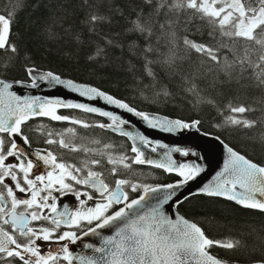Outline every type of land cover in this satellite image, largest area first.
Returning <instances> with one entry per match:
<instances>
[{"label":"snow or ice","instance_id":"1","mask_svg":"<svg viewBox=\"0 0 264 264\" xmlns=\"http://www.w3.org/2000/svg\"><path fill=\"white\" fill-rule=\"evenodd\" d=\"M143 4L151 11L145 15L141 9L131 22V31L145 38L158 31L167 37L170 45L163 59L145 57L147 75L155 79L156 73L151 66L160 64L168 74L180 77L184 90L196 103L213 106L216 100L203 95L201 81L217 90L218 95L222 94L219 92L222 86L233 83L240 88L257 90L259 95L250 97L252 103L229 100L224 109L228 115L221 113L223 123L218 127L227 126L242 132L264 149V0H143ZM105 19L92 14L87 23L94 25ZM13 23L14 12L0 13V54L11 57L19 52L11 40ZM144 51L151 53L154 49L149 44ZM101 52L98 49L89 59H95ZM9 70V64L0 62V264H75L77 261L79 264H227L213 255L212 250H235L241 246L240 240L214 239L199 222L183 215L173 218L165 207H175L187 200L188 196H182L179 190L204 171L198 163L178 162L172 153L184 157L195 153L180 147L169 148L162 143L153 145L146 136H134L125 131L123 126L127 121L97 107L65 103L61 99L21 96L12 89L14 83L22 81L9 82L3 77ZM25 73L31 78L27 87L39 88L38 81H47L53 87L64 85L80 96L90 100L103 98L117 108L134 113L151 128L171 133L198 129L200 124L199 120L185 122L150 116L95 87L63 80L51 71L38 74L36 68L29 66ZM162 94L170 95L166 90H162ZM60 108L97 113L108 117L111 123L92 125L60 114ZM257 112L259 115H253ZM34 117L119 132L133 141L130 152L134 156H114L109 151L113 148L111 144H104L103 150L80 146L65 139L64 133H58L60 139L48 138L45 143L67 150L60 156L92 153L94 158L77 162V158L72 157L69 162L49 150H45V154L38 151L34 159L30 158L32 154L17 141L30 145L24 126ZM255 130L259 131L258 136L249 135ZM33 131L46 137L53 135L43 127ZM66 131L76 135L74 128ZM137 140L145 148L152 145L153 153L158 148H166L163 160L148 157L143 148L136 145ZM225 147L228 158L223 169L201 187L199 193L222 197L245 209L264 213V164L249 159L231 146ZM145 164L174 173L176 181L152 186L126 178L133 165ZM45 166L48 170L34 174L35 169ZM106 171L115 179L108 180ZM18 193L26 194L27 198ZM54 193L72 194L78 206L70 209L65 204L61 211ZM131 193L138 195L132 198ZM89 236L98 238L97 243L83 244L92 254H74L71 246ZM44 248L46 252H42ZM253 264H264V256Z\"/></svg>","mask_w":264,"mask_h":264},{"label":"trees","instance_id":"2","mask_svg":"<svg viewBox=\"0 0 264 264\" xmlns=\"http://www.w3.org/2000/svg\"><path fill=\"white\" fill-rule=\"evenodd\" d=\"M141 9L145 15L151 11L143 0H87V3L85 0H0V13L14 12L11 40L19 50L15 57L0 54V62L10 65V70L3 77L28 81L25 68L30 66L92 84L140 111L180 118L186 122L199 120L204 132L220 137L248 158L264 164V149L258 143L230 127H218L223 123V116L228 115L224 109L229 100L252 103L250 97L258 96L259 92L233 83L222 86L219 89L222 94L218 95L217 90L207 87L206 81H201L203 95L216 100L213 106L196 103L195 98L184 90L180 77L168 74L160 64L151 66L156 73L155 79L147 75L145 57L163 59L170 45L167 37L161 36L158 31L150 38L131 31V22ZM92 14L106 19L94 25L88 24L87 19ZM149 44L154 51L145 53L144 49ZM98 49L102 50L101 55L89 59L95 56ZM184 67L187 69V64ZM162 90L170 95L164 96ZM83 115L93 125L107 123L105 119ZM78 116L79 113L75 115ZM35 124L37 122L32 121L26 127V133L36 143L44 144L40 135L32 133L31 125ZM91 129L103 135L106 144L118 147L117 156H134L126 138L107 129ZM81 131L90 136L82 137L83 146L94 148L91 144L98 136L94 137L87 130ZM80 132L76 130L77 134ZM249 135L258 136L259 131ZM109 151L112 152L111 149ZM141 175L138 174L142 183L152 186L173 183L177 179L175 175L155 168H150L147 175ZM179 209L188 218L199 222L212 238L241 241L237 249L215 248L213 255L243 264L253 263L264 256V213L245 209L222 198L203 195L191 197Z\"/></svg>","mask_w":264,"mask_h":264},{"label":"water","instance_id":"3","mask_svg":"<svg viewBox=\"0 0 264 264\" xmlns=\"http://www.w3.org/2000/svg\"><path fill=\"white\" fill-rule=\"evenodd\" d=\"M37 72L38 74H44L49 71H43V70L37 69ZM60 77L63 80H71L78 85H88L91 87H95L105 92L106 94L111 95L115 97L116 99H119L127 103L130 107L134 108L136 111H140L137 108L130 105L125 100L120 99L112 95L111 93H108L94 85L68 79L62 76ZM7 80L9 82L16 81V80H11V79H7ZM19 81H22V80H19ZM29 83L30 82L28 81H22L21 84L14 83V87L12 90L17 91V94L21 96H33V97H40V98H47V99H61L65 103H68V102L83 103L89 106L97 107L103 111L112 112L114 115H117L122 120H125L128 122L123 126V128L125 131L131 132L134 136L144 135L150 141H152L153 145L156 143H162V144H166L169 148L180 147L182 149H187V150H190L192 153H195V155H190L188 157H184L183 155L179 153H172L173 159H176L178 162H195V163L200 164L201 167L204 168V171L200 174V176L196 178V180L190 181L187 186L179 190L181 195L182 196L187 195L188 199L194 196H198V195L207 196V195L199 193V189L203 187L205 184L210 183L213 180L215 175L223 169L224 163L228 158V153L225 147V145H228V144L224 142L220 137L219 139H217L218 136L204 132L200 128V124L198 126V129L190 128V129H184L178 132H171V133L165 132V131H162L160 128H151L147 124L146 121L142 120L140 117L136 116L134 113L127 112L125 109H122V108H117L115 105L109 104L107 101L103 100V98H97L94 100H90L87 97L80 96L78 92H74L70 88L65 87L64 85H55L53 87L47 81H43V82L38 81V83L40 84L39 88L27 87ZM65 109L67 108H60L58 109V112L60 110H65ZM75 110H80V109H75ZM144 113H147L150 116H159L161 118L167 117L173 120L175 119L182 120L180 118L169 117V116L159 114V113H151V112H144ZM90 114L99 116L97 113H90ZM39 118H48V117H34L33 119H39ZM102 118L111 122V120L108 117H102ZM108 130L115 134L120 135L119 132H114L110 129ZM123 137L128 139L130 143L133 144V141L130 140L128 137L126 136H123ZM17 142L20 144L21 147L25 149L26 152L32 154L30 158L34 159V154L38 151L41 152V154L45 153V150L43 149H32L29 147V145H24L23 142L19 139ZM136 145L138 147H142L146 155L152 159L163 160L162 154L167 151L166 148H158L157 151L153 153L151 152L152 145H149L148 147L145 148L143 145L140 144L138 140L136 141ZM234 150L237 151L236 149ZM148 166H151V165H148ZM170 174L175 175L174 173H170ZM217 198H222V197H217ZM185 201L186 200H184L183 203ZM231 202H234V201H231ZM182 204L175 206V207H169V206H165V207L166 209H168V214L171 215L173 218H175L176 215H183L187 219L192 220L180 211L179 208ZM104 232L105 234H107L108 230H104ZM97 240L98 238L92 237V236L84 237L82 241H79L76 245H72L71 249L74 250V254L82 252L85 255H91L92 254L91 250L83 248V244L97 243ZM75 264H79V262L77 261L75 262ZM227 264H242V263H234V262L227 261Z\"/></svg>","mask_w":264,"mask_h":264},{"label":"flooded vegetation","instance_id":"4","mask_svg":"<svg viewBox=\"0 0 264 264\" xmlns=\"http://www.w3.org/2000/svg\"><path fill=\"white\" fill-rule=\"evenodd\" d=\"M77 113H78V111H68L66 113V115H69L70 118H73V119L84 120V121H86L89 124H92V122L87 117H85L83 114L98 117L96 115H93V114H90V113H85V112H79V116L75 117V115H77ZM51 121H48L47 124L38 123L36 126H32L31 125L32 133L35 132L38 135H40L41 138H43V143H44V144L40 145V144L36 143V141L32 140L31 137H30V145H31V147L52 151L54 154H58V157L60 159L69 160V162H72V157H76L77 158V162H79V161H82L84 159L94 158V156H93L92 153H88V154H85V153H67V155L60 156L59 155L60 153H66L67 150L59 149L58 146L55 145V144L48 145L47 143H45V140L48 139V138L57 139L58 140L61 137L58 136L57 134L58 133H64V138L65 139L70 140L73 143H76L77 145L83 146L82 137H90L89 133L86 134V133H84L82 131L80 132V130L83 129V130H87L88 132H92L94 137H97V136L100 137V138L97 137L96 140H99L101 143L100 144H96V143L92 142L91 145H93L92 147H94L92 149H100L101 150L103 148V145L107 143L106 142V138L103 135H101V134H99L97 132L90 131V130H92L91 129L92 127L83 128L80 125H74V124H72L70 122H66V121H52V122ZM38 127H43L45 130L51 131L53 133V135L51 137H46L45 135L41 134V132H39V131H33V129H36ZM68 128H74L75 130L79 131L80 134L76 133V135L73 136L72 134L67 133L66 130ZM96 140H94V141H96ZM109 144H111V143H109ZM111 145H113V144H111ZM111 150H112L113 155L117 156L116 152L118 150V147L113 145V148ZM95 158H98V157H95ZM107 167L110 168L111 166L109 165ZM148 167H150V166H148V165L133 166V170L127 175L126 178L132 180L133 182L142 183V181L140 180V176H138V174L141 173L142 174L141 176L147 175L149 173V171H150V168H152V167H150V168H148ZM46 170H48L46 168V166L45 167H41L39 169H35L34 170V174L38 175V174H41V172H44ZM105 176L108 177V180H114L115 179V177H110L107 171L105 172ZM77 187L80 188L81 190L92 191L91 189L84 188V186H77ZM18 195L22 196L23 198H27L26 194H19L18 193ZM54 195L58 196V204L60 205V210L61 211L63 210V205H65V204L68 205L70 209H74L75 207L78 206V202L76 201L75 197L72 194L63 195V194L54 193ZM130 195H131L132 198H135L138 194L137 193H131ZM82 198H84V197H82ZM41 223L47 224V222H41ZM64 230H66V229H64ZM52 247L55 248L56 245H53ZM46 251H47V248L42 249V252H46Z\"/></svg>","mask_w":264,"mask_h":264}]
</instances>
